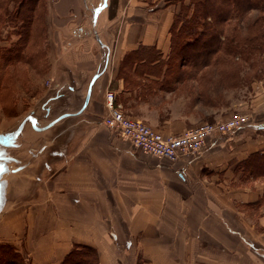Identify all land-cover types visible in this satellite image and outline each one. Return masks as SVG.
I'll list each match as a JSON object with an SVG mask.
<instances>
[{"label": "crops", "instance_id": "1", "mask_svg": "<svg viewBox=\"0 0 264 264\" xmlns=\"http://www.w3.org/2000/svg\"><path fill=\"white\" fill-rule=\"evenodd\" d=\"M43 1L53 37L81 36L85 29L74 26L92 9L93 23L102 26L95 39L103 38L104 59L100 65L89 38L68 51V68L77 74L68 87L73 104L81 107L95 77L88 102L58 121L74 117L63 147L39 160L32 174H15L0 214V242L32 264H59L76 244L94 248L96 264H264V76L205 105L194 80L167 77L163 61L124 73L122 59L140 48L166 57L174 17L169 6ZM107 91L126 115L163 134L235 111L249 122L209 139L195 156L172 161L135 147L103 123Z\"/></svg>", "mask_w": 264, "mask_h": 264}, {"label": "trees", "instance_id": "2", "mask_svg": "<svg viewBox=\"0 0 264 264\" xmlns=\"http://www.w3.org/2000/svg\"><path fill=\"white\" fill-rule=\"evenodd\" d=\"M37 1L19 0L14 7L21 15L19 38L13 45L16 48L6 51L8 54L2 52V60L8 61L13 53L16 57L24 54L30 33L36 30L33 15L36 11L40 14L35 6ZM173 14L166 60L152 59L158 53L151 47L140 48L122 59L124 73L134 66V70L142 72V63L144 66L163 61L167 77L194 80L198 98L205 105L219 104L225 90L264 76V62L259 58L264 48V0H188ZM31 42L35 40L32 38ZM259 62L262 67L258 68ZM96 263L94 248L76 244L59 264ZM0 264L31 263L15 246L0 242Z\"/></svg>", "mask_w": 264, "mask_h": 264}, {"label": "rangeland", "instance_id": "3", "mask_svg": "<svg viewBox=\"0 0 264 264\" xmlns=\"http://www.w3.org/2000/svg\"><path fill=\"white\" fill-rule=\"evenodd\" d=\"M18 1L0 0V55L2 52L16 48L13 45L19 38L17 33L21 15H17L14 7L17 6ZM39 2L42 8L38 6ZM148 2L149 7L167 4L173 12H176L180 4L187 3L188 0H148ZM28 4H32V1ZM35 6L36 10H40V14L36 11L33 15L36 30L30 33V39L33 38L35 42L32 43L30 40L23 55L16 57L13 53L8 61L0 58V132L14 128L30 112L37 118L35 126L39 128L56 118L58 114L73 112L80 107L79 104L72 103V94L68 88L74 84V78L77 76L76 71L72 73L67 65L71 60L68 51L73 44L77 46L87 44L84 40L89 38L100 52V65L104 59V48L99 47L95 39V33L101 30L102 26L100 22L93 23L92 9L88 10L83 25L74 26V28L82 26L85 29V33L83 32L81 36L53 37L48 36L50 25L49 21L45 20L44 1H37ZM54 27L52 25V28ZM100 41L103 43V38L100 37ZM263 54L264 48L259 55L264 62ZM152 59L166 60V57L161 58L154 54ZM257 66L262 67L260 62ZM82 87L84 88L85 84ZM72 120L74 117L64 118L44 130L35 129L31 123L26 122L18 139V148L14 151L22 162L29 164L18 173L32 174L39 160H46L56 148L63 147L65 140L63 131L73 122ZM12 166L16 164L13 163Z\"/></svg>", "mask_w": 264, "mask_h": 264}, {"label": "built area", "instance_id": "4", "mask_svg": "<svg viewBox=\"0 0 264 264\" xmlns=\"http://www.w3.org/2000/svg\"><path fill=\"white\" fill-rule=\"evenodd\" d=\"M105 98L108 113L103 123L107 127L135 147L172 161L184 155L195 156L209 139L231 135L249 122L246 114L237 111L224 120L204 121L178 134H163L142 120L126 115L121 105L114 103L111 91L106 92Z\"/></svg>", "mask_w": 264, "mask_h": 264}, {"label": "water", "instance_id": "5", "mask_svg": "<svg viewBox=\"0 0 264 264\" xmlns=\"http://www.w3.org/2000/svg\"><path fill=\"white\" fill-rule=\"evenodd\" d=\"M96 40L98 44L102 46V42L98 38V35H96ZM94 79L95 77L92 78L83 103L76 113L82 111L86 106L90 95V86ZM67 115L69 114L62 113L50 122H48V124H46L45 126L37 128L35 126L36 117L33 115L32 112H30L25 115L14 128L0 132V214L2 213L8 202L10 189L15 174L27 167V165L29 164L26 162H22L14 151V149L18 148V139L24 129L26 122L31 123L32 127L35 129L44 130L55 124L62 117ZM13 163L16 164V166L13 167Z\"/></svg>", "mask_w": 264, "mask_h": 264}, {"label": "bare ground", "instance_id": "6", "mask_svg": "<svg viewBox=\"0 0 264 264\" xmlns=\"http://www.w3.org/2000/svg\"><path fill=\"white\" fill-rule=\"evenodd\" d=\"M64 113V112H63ZM70 113V112H69ZM36 121H37V118H36ZM48 124V123H47Z\"/></svg>", "mask_w": 264, "mask_h": 264}]
</instances>
